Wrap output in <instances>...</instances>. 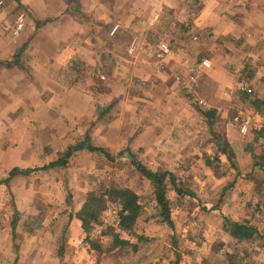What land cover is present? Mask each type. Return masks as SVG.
I'll return each instance as SVG.
<instances>
[{
	"label": "rangeland",
	"instance_id": "1",
	"mask_svg": "<svg viewBox=\"0 0 264 264\" xmlns=\"http://www.w3.org/2000/svg\"><path fill=\"white\" fill-rule=\"evenodd\" d=\"M9 1L6 7L13 18L9 26L19 13L24 14L23 29L19 35H12L18 38L26 28L27 17ZM259 43L245 45L248 53L240 55L239 70L226 69L228 76L237 81L226 84L223 93L211 84L198 87L192 81V85H187L179 76L177 85L167 88L166 93L172 90L174 106L150 99L156 91L161 93L157 87L138 84L128 89V106L136 116L132 114L126 120L130 123L126 129L146 134L144 146L149 148L148 154L144 146L133 150L135 154L130 153L152 170L172 172L180 186L192 192L179 195L168 182L166 196L173 228L158 214L151 181L136 169L129 156L118 155L119 150H110L107 145L102 147L117 152L113 160L86 148L83 154L80 151L69 156V145L62 144L57 152L46 150L38 154L36 165H13L14 161L21 162L22 156L29 157L27 149L35 144L34 135L24 138L17 132H28L35 118L29 110L32 97L26 95L28 99L23 101V91L18 86H6L5 96H12L13 100L4 103L0 145L3 149L18 144L20 147L19 151H0V264H264V167L255 165L264 159V54H253ZM211 56L197 57L190 71L191 80L211 65L198 72L194 70L196 64ZM121 104L124 101L119 100L115 108ZM210 108L215 112L208 118L205 112ZM126 122L121 120V130ZM79 124L91 131L94 120L83 119ZM170 125L178 129L177 135H171L177 138L173 146L178 150L177 156H173V161L162 157L154 161L155 151L158 156L166 150L170 152L171 138L166 130ZM242 125L247 127L245 133L240 130ZM227 128L237 132L244 142L240 146V163L226 137ZM94 137L91 136L92 143L100 145ZM162 139L163 144L168 143L165 150ZM224 150H230V158ZM147 157L152 160L150 164ZM58 160L65 163L42 168ZM13 167L36 169L16 174L4 183ZM111 187L131 189L138 195L140 208L135 225L130 232L120 231V204L107 200L87 239L76 213L89 192L99 194ZM14 216L17 225L12 233ZM226 221L253 226L257 233L251 238L237 237L231 226L225 227ZM115 233L128 243L114 246ZM90 241L100 249L90 248Z\"/></svg>",
	"mask_w": 264,
	"mask_h": 264
},
{
	"label": "crops",
	"instance_id": "2",
	"mask_svg": "<svg viewBox=\"0 0 264 264\" xmlns=\"http://www.w3.org/2000/svg\"><path fill=\"white\" fill-rule=\"evenodd\" d=\"M0 2V120L5 115L4 103L13 100L12 96L6 98V86H18L23 101H27L26 95L32 97L29 110L35 118L28 132H17L24 138L34 135L35 144L29 145L28 158L13 160L15 166L36 165L38 154L57 152L62 144L69 145V156L83 154L87 148L72 150V146L85 139L93 146L119 150L118 155L135 154L133 150L146 145V134L126 129L130 125L126 120L134 114L128 106L130 87H157L161 93L155 90L150 99L174 106L172 90L166 93L177 85V76L187 85L192 81L198 87L211 84L223 93L225 85L235 81L226 69H240V55L248 53L246 44L260 42L253 54H264V0H11L27 17L18 38L12 36L9 26L13 22L6 7L10 1ZM162 42L170 53L159 61ZM210 55V67L191 80L197 57ZM119 100L124 104L116 109ZM83 119L94 120L91 131L79 124ZM122 119L126 122L123 130ZM166 130L170 152L158 156L155 151L154 161L156 157L173 161L177 156L173 147L177 138L171 135L178 129L170 125ZM93 135L101 146L92 143ZM226 137L240 163L243 140L230 128ZM164 142L162 139V150L168 144ZM19 147L3 149L0 145V151H19ZM146 159L150 164L152 160Z\"/></svg>",
	"mask_w": 264,
	"mask_h": 264
},
{
	"label": "trees",
	"instance_id": "3",
	"mask_svg": "<svg viewBox=\"0 0 264 264\" xmlns=\"http://www.w3.org/2000/svg\"><path fill=\"white\" fill-rule=\"evenodd\" d=\"M214 112V109L210 108L205 112V115L208 118H211L213 117ZM224 145L228 146L227 143H224ZM81 148H87L90 151L103 154L108 160L114 159V156L110 154V152L107 151L105 148L93 146L87 142V139L72 146V150H77ZM223 153L226 155V157L230 158V150H224ZM128 156L131 160V163L136 167V169L140 171L144 177L151 181L152 185L155 188V200L159 206L158 214L169 227L173 228L174 222L170 213L169 201L166 196L167 186L170 183L174 191L179 195H191V190L187 188H182L176 176L172 174V172H169L167 170L152 171L148 169L142 162L136 160L133 154L129 153ZM57 162L58 161L51 162L49 165H45L42 168L50 167L51 165L53 166ZM255 165L264 167V159L262 162L257 161ZM34 169L36 168L22 169L19 167H13L9 170L7 177L4 178V183H8L10 178L16 174H28ZM107 200L117 201L120 204V210L118 212L119 230L124 232H130L133 229L136 222L137 211L140 208V204L138 202V195L131 189L111 187L99 192V194H96L95 192H89L86 195L85 200L82 203L80 209L76 213V218L80 220L81 227L84 229L87 239H89L90 237L89 233L94 223L98 222L100 214L103 211ZM16 225L17 218L14 216L11 222L12 233H15ZM228 226H231V228L233 229V234L237 237L251 238L255 233H257L255 227L244 223H230L226 221L225 227L227 228ZM112 243L114 246H117L127 244L128 241L120 238L119 235L115 233L112 235ZM90 248L100 249L97 244H91V241Z\"/></svg>",
	"mask_w": 264,
	"mask_h": 264
},
{
	"label": "built area",
	"instance_id": "4",
	"mask_svg": "<svg viewBox=\"0 0 264 264\" xmlns=\"http://www.w3.org/2000/svg\"><path fill=\"white\" fill-rule=\"evenodd\" d=\"M1 4V2H0ZM24 27V14L23 13H19L17 15V18L15 19L14 23L12 26H10V30H11V34L13 36H17L20 34L21 30ZM159 52L157 53V56L159 58H164L167 54L170 53V48L169 46L165 43L162 42L159 45ZM210 62L207 59H203L201 62H199L198 64H196V66L194 67L195 71H201L202 69L209 67ZM247 90H250L249 88ZM241 132L245 133L247 130L246 125H242L240 128Z\"/></svg>",
	"mask_w": 264,
	"mask_h": 264
}]
</instances>
